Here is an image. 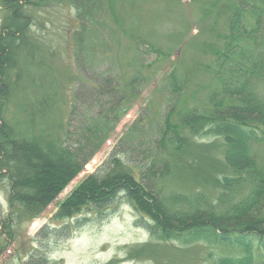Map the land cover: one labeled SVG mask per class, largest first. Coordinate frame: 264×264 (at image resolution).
<instances>
[{
  "label": "rangeland",
  "instance_id": "rangeland-1",
  "mask_svg": "<svg viewBox=\"0 0 264 264\" xmlns=\"http://www.w3.org/2000/svg\"><path fill=\"white\" fill-rule=\"evenodd\" d=\"M213 1L124 0L116 2L114 9L108 2L122 19L121 25L111 22L117 24L111 37L92 33L86 39L87 51H81L74 37L79 22L71 0L29 4L18 0L17 22L28 24L18 32L8 56L11 66L6 54L0 53V67L7 73L0 79L6 141L14 142L17 150L18 144L34 142L30 151L47 153L60 147L61 141L74 144L81 128L110 106H116L117 113L113 114L115 126L107 128V139L68 184L48 196L39 216L27 221L18 204V220L12 219L11 230L0 234V264H23L34 250L47 256L50 264H216L220 257L238 256L236 246L205 236L189 237L188 230L183 231L186 238L151 236L137 224L139 214L122 195L101 212L83 210L77 215L82 218L78 226L72 225L74 218L54 216L82 181L94 173L104 174L113 165L112 158L119 159L136 179L145 181L147 175L162 207L171 212L188 209L197 194L217 206L223 193L232 200L247 195L245 175H233L227 167L220 136H193L185 131L187 139L181 143L164 126L167 114L170 123L177 124L179 110L200 105L206 92L217 87L211 47L219 48L227 25L225 0ZM110 12H106L108 20ZM10 15L0 5V26ZM246 40L249 51L264 56V15L258 31ZM109 76L122 89V83L131 85V76L137 77V96L130 90L127 104H117V97L106 93L111 85L105 89L103 83ZM173 81L183 85L173 91ZM256 85L264 99V75ZM252 151L264 168V142H254ZM14 153L22 162V154ZM9 162L16 163L11 158ZM11 169L0 170L3 215H9V199L15 183L18 186V172ZM22 170L20 178L30 175L24 162ZM223 174L240 178L235 188L220 187ZM148 215L152 218V213ZM65 224L70 226L66 234ZM247 237L252 241L254 264H260L259 240Z\"/></svg>",
  "mask_w": 264,
  "mask_h": 264
},
{
  "label": "trees",
  "instance_id": "trees-1",
  "mask_svg": "<svg viewBox=\"0 0 264 264\" xmlns=\"http://www.w3.org/2000/svg\"><path fill=\"white\" fill-rule=\"evenodd\" d=\"M118 1L124 0H71L79 22L74 31L79 50L87 51L86 39L92 33L105 32L111 37L116 25H121L122 19H119L112 10ZM220 1L222 0H214L213 3ZM23 2L29 4L32 0H23ZM108 2L113 5L111 8L107 5ZM224 4L227 28L221 35L222 43L219 48L211 47L215 66L212 75L217 87H211L206 92L205 99L200 105L179 110L177 124H171L170 114H167L164 126L173 134L174 139L181 143L186 142L185 131L193 136L203 134L220 136L225 142L223 155L227 167L233 175H245V184L249 190L247 195L232 200L223 193L218 197L221 205L217 206L204 195L197 194L196 199L187 205L188 209L171 212L162 207V201L152 191L147 175L145 181L136 179L119 159L112 158L110 163L113 165L109 166L104 174L90 175L75 188L70 198L58 207L54 215L59 218L58 220L74 218L75 222L72 225L78 226L82 218L77 215L83 210L101 212L122 195L119 197L124 198L139 214L140 220L137 224L144 227L151 236L175 239L186 238L188 233L191 235L189 237L205 236L217 239L239 248V254L235 257H220L216 264H254L252 241L247 237L253 235L259 240L260 264H264V213L261 212L264 205V168L257 163L252 151L254 142H264V99L256 85L258 79L264 75V56L260 52L249 51L245 45L246 37H253L262 23L264 0H225ZM0 5L9 9L11 13L4 18L0 26V53L6 54L8 58L6 63L11 66L12 58L10 60L8 56L13 53L18 32L28 23L17 22L18 17L21 16L18 11V0H0ZM109 10L112 14L110 20L106 16ZM112 21L117 24L111 23ZM90 46L94 48V44ZM6 74V71L0 67V79ZM112 80L114 79L109 76L103 83L105 89L111 85L106 93L111 97H117V104H127L131 97L130 90L137 96V88L134 85L137 77L131 76V85L128 81L125 83L127 92L124 83L122 89L112 83ZM180 85L183 84L173 81L171 88L176 91ZM1 97L0 95V112L3 106ZM112 106L109 111L101 112L96 121H91L86 127H82L81 135L74 144L65 145L61 141L60 147L49 148L47 153L30 151L31 147L35 146L34 142L18 144L17 150L14 142L6 141L5 123L0 116V170L4 168L12 170L11 168L14 167L18 172V186L15 183L14 192L9 199V215H3L0 207V234L11 230L12 219L18 220V204L22 206L21 212L27 221L39 216L48 202V196L60 191L90 161L107 139L109 135L106 133L107 128L113 129L115 126L113 114L117 113L114 111L117 107ZM121 108L124 110L125 107ZM98 121L102 122L100 127ZM11 143L13 146L10 145ZM16 151L22 154V162L17 160L14 153ZM28 151L34 152L33 155H29ZM9 158L18 163V166L16 163H10ZM23 162L28 167L30 175L20 178ZM47 163L50 165L43 169L44 164ZM231 178L232 176L223 174L218 180L220 187L235 188L240 178ZM232 180H235L234 183H231ZM22 188L27 192L20 191ZM151 213L152 218L148 215ZM173 221H177L179 225L175 226ZM65 225L66 234L70 226ZM186 230L187 233H183ZM34 252L27 256L23 264H50L47 256L40 255L35 250Z\"/></svg>",
  "mask_w": 264,
  "mask_h": 264
}]
</instances>
